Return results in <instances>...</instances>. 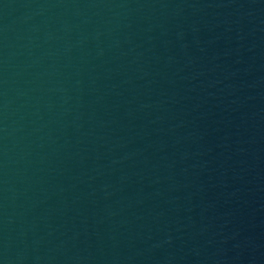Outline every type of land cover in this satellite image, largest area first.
<instances>
[{"label":"water","instance_id":"95a60500","mask_svg":"<svg viewBox=\"0 0 264 264\" xmlns=\"http://www.w3.org/2000/svg\"><path fill=\"white\" fill-rule=\"evenodd\" d=\"M0 264H264V0H0Z\"/></svg>","mask_w":264,"mask_h":264}]
</instances>
